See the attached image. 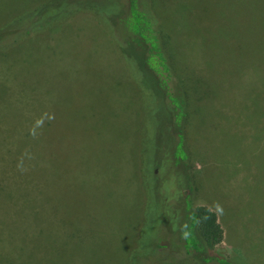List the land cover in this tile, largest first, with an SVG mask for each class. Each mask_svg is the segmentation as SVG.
Wrapping results in <instances>:
<instances>
[{
    "label": "rangeland",
    "instance_id": "obj_1",
    "mask_svg": "<svg viewBox=\"0 0 264 264\" xmlns=\"http://www.w3.org/2000/svg\"><path fill=\"white\" fill-rule=\"evenodd\" d=\"M48 1L0 0V27ZM80 1L99 11L0 43V264H139L141 233L173 244L177 193L215 212L218 256L264 264V0H141L184 95V170L128 0Z\"/></svg>",
    "mask_w": 264,
    "mask_h": 264
},
{
    "label": "trees",
    "instance_id": "obj_2",
    "mask_svg": "<svg viewBox=\"0 0 264 264\" xmlns=\"http://www.w3.org/2000/svg\"><path fill=\"white\" fill-rule=\"evenodd\" d=\"M49 1L27 11L24 9L21 14L19 12L20 15H17L16 19L21 24H18L17 28L0 27V43L12 40L13 35L20 37L19 40L28 39L33 35V31L37 32L33 30V27L43 26L42 18H47L46 22L49 25L52 23L55 25L57 24L55 21L61 15L63 20H68L77 14H93L99 11L91 8L94 4H85L80 0ZM72 9L74 10L71 11ZM128 9L130 10L128 15L120 16L124 28L128 31L124 41L126 40L132 46L133 56L140 66L143 68L145 65L150 71L153 86L155 85L158 95L162 97L167 107L166 113L168 112L171 118L172 161L175 167H181L184 170V164L181 163L186 157L182 148L184 95L177 85H173V72L161 50L158 30L152 14L143 7L141 0H128ZM178 153L182 157L173 158ZM168 198H171L172 202ZM184 200L179 197L178 193L172 197L162 195L160 199L165 210L170 209L166 211L167 214L164 213L163 208V218L160 221L162 225L167 224L171 227L170 232L174 237L173 244H170L164 237L154 238L153 243L148 244L144 242L143 233H141L139 238L134 237L133 248H131L132 259L138 261L139 264H170L174 262L173 257L178 255L184 260L194 259L196 261L195 258H201L200 262L205 260L215 261L218 264H231L230 261L214 252L215 246L222 241L223 236L215 212L203 205L193 206L191 202L190 205H183ZM148 246L150 249L147 252Z\"/></svg>",
    "mask_w": 264,
    "mask_h": 264
}]
</instances>
